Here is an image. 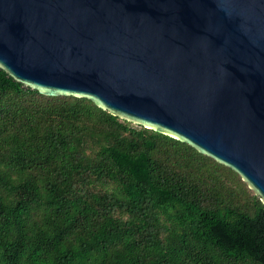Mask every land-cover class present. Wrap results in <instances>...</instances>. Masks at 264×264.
<instances>
[{"label":"trees","instance_id":"16d2710c","mask_svg":"<svg viewBox=\"0 0 264 264\" xmlns=\"http://www.w3.org/2000/svg\"><path fill=\"white\" fill-rule=\"evenodd\" d=\"M0 264H264V203L191 145L0 68Z\"/></svg>","mask_w":264,"mask_h":264},{"label":"water","instance_id":"95a60500","mask_svg":"<svg viewBox=\"0 0 264 264\" xmlns=\"http://www.w3.org/2000/svg\"><path fill=\"white\" fill-rule=\"evenodd\" d=\"M0 68L191 145L264 203V0H0Z\"/></svg>","mask_w":264,"mask_h":264}]
</instances>
